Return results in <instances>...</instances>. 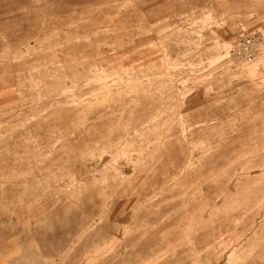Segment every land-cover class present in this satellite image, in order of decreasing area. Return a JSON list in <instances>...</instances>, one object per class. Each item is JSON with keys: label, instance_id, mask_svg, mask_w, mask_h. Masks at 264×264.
Returning <instances> with one entry per match:
<instances>
[{"label": "rangeland", "instance_id": "374dc122", "mask_svg": "<svg viewBox=\"0 0 264 264\" xmlns=\"http://www.w3.org/2000/svg\"><path fill=\"white\" fill-rule=\"evenodd\" d=\"M0 264H264V0H0Z\"/></svg>", "mask_w": 264, "mask_h": 264}, {"label": "built area", "instance_id": "2783aa9c", "mask_svg": "<svg viewBox=\"0 0 264 264\" xmlns=\"http://www.w3.org/2000/svg\"><path fill=\"white\" fill-rule=\"evenodd\" d=\"M251 41H252L251 42V47H254L255 42L253 40H251Z\"/></svg>", "mask_w": 264, "mask_h": 264}]
</instances>
